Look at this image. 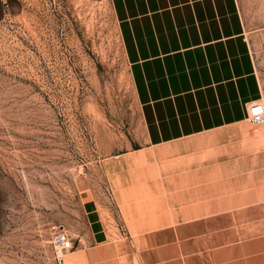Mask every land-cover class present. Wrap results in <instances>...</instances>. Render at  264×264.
<instances>
[{
  "label": "crops",
  "instance_id": "0c3cea01",
  "mask_svg": "<svg viewBox=\"0 0 264 264\" xmlns=\"http://www.w3.org/2000/svg\"><path fill=\"white\" fill-rule=\"evenodd\" d=\"M111 4L142 130L127 203L159 212L84 264H264V127L247 120L264 73L238 1Z\"/></svg>",
  "mask_w": 264,
  "mask_h": 264
},
{
  "label": "rangeland",
  "instance_id": "374dc122",
  "mask_svg": "<svg viewBox=\"0 0 264 264\" xmlns=\"http://www.w3.org/2000/svg\"><path fill=\"white\" fill-rule=\"evenodd\" d=\"M237 1L264 73V0ZM0 5V264H59L58 233L61 264H84L95 238L159 212L127 203L142 130L111 0Z\"/></svg>",
  "mask_w": 264,
  "mask_h": 264
},
{
  "label": "built area",
  "instance_id": "2783aa9c",
  "mask_svg": "<svg viewBox=\"0 0 264 264\" xmlns=\"http://www.w3.org/2000/svg\"><path fill=\"white\" fill-rule=\"evenodd\" d=\"M247 120L255 125L264 126V96L250 104L247 108ZM73 249V242L63 233L55 235L53 240V254L57 263L61 264L65 252Z\"/></svg>",
  "mask_w": 264,
  "mask_h": 264
},
{
  "label": "trees",
  "instance_id": "16d2710c",
  "mask_svg": "<svg viewBox=\"0 0 264 264\" xmlns=\"http://www.w3.org/2000/svg\"><path fill=\"white\" fill-rule=\"evenodd\" d=\"M1 17H2V7L0 5V19H1Z\"/></svg>",
  "mask_w": 264,
  "mask_h": 264
}]
</instances>
